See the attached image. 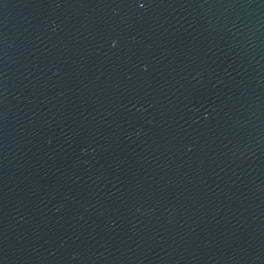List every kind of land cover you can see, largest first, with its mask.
Masks as SVG:
<instances>
[{"label": "water", "instance_id": "95a60500", "mask_svg": "<svg viewBox=\"0 0 264 264\" xmlns=\"http://www.w3.org/2000/svg\"><path fill=\"white\" fill-rule=\"evenodd\" d=\"M0 264H264V0H0Z\"/></svg>", "mask_w": 264, "mask_h": 264}, {"label": "snow or ice", "instance_id": "6c2138e0", "mask_svg": "<svg viewBox=\"0 0 264 264\" xmlns=\"http://www.w3.org/2000/svg\"><path fill=\"white\" fill-rule=\"evenodd\" d=\"M141 6H143V5H141Z\"/></svg>", "mask_w": 264, "mask_h": 264}]
</instances>
